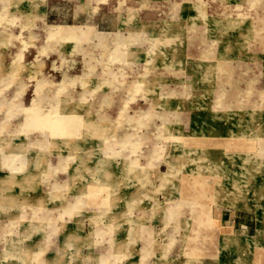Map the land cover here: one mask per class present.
I'll use <instances>...</instances> for the list:
<instances>
[{
    "label": "rangeland",
    "instance_id": "rangeland-1",
    "mask_svg": "<svg viewBox=\"0 0 264 264\" xmlns=\"http://www.w3.org/2000/svg\"><path fill=\"white\" fill-rule=\"evenodd\" d=\"M0 264H264V0H0Z\"/></svg>",
    "mask_w": 264,
    "mask_h": 264
}]
</instances>
